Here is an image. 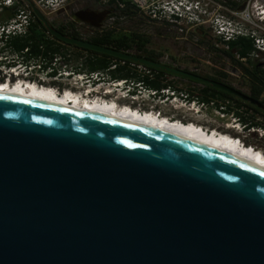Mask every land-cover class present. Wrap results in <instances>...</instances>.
I'll use <instances>...</instances> for the list:
<instances>
[{"label": "water", "instance_id": "1", "mask_svg": "<svg viewBox=\"0 0 264 264\" xmlns=\"http://www.w3.org/2000/svg\"><path fill=\"white\" fill-rule=\"evenodd\" d=\"M61 38L264 109L225 84ZM0 264H264V170L151 129L0 94Z\"/></svg>", "mask_w": 264, "mask_h": 264}, {"label": "built area", "instance_id": "2", "mask_svg": "<svg viewBox=\"0 0 264 264\" xmlns=\"http://www.w3.org/2000/svg\"><path fill=\"white\" fill-rule=\"evenodd\" d=\"M69 0H0V71L4 73V78L0 82L13 83H31L36 87L56 93L63 97L66 95L79 93L73 88H79L82 82L97 79L100 76L107 78L105 84L90 85L85 88V97L91 90L97 91L103 86L102 94L107 91H119V95H114L111 99L105 96L88 97L91 102L113 103V98L122 97L129 103L118 104L121 110H130L139 114L153 113L156 117H163L171 121L178 122L183 126L193 125L197 129H203L206 133L213 134L214 131L219 136L220 132L228 129V124H220L215 119H210L209 123L213 128L208 129L203 124L198 123V119L204 111L211 109L221 117L231 116L234 128L239 130H251L264 136V124L252 125L248 129L244 128L238 118L233 115V111H244V107L238 106L230 100L218 101L211 99L204 102L199 99V94L194 90L183 89L173 83H167L164 76L160 78L162 83L166 84L161 89L148 88L144 81L134 78H110L109 71L115 70L118 63L123 65L125 61H114L106 72L86 73L85 57L84 62L72 64L74 49L60 48L54 53H48L47 56H33L30 48L26 47L20 52L13 51L10 41L13 37L26 36L29 27L35 22L37 15L34 10L52 12L59 10ZM140 13H144L154 21L166 22L181 30L189 27H206L210 30L212 36L216 39V46L220 45L223 50H228L230 42L239 38H248L252 43V50L245 56L234 53L236 60L247 65L250 61L258 62L264 66V0H244L242 8H233L227 6L219 0H128ZM225 9L226 12H222ZM84 51V50H82ZM86 52V51H84ZM128 67L136 77H147L149 80L155 79L157 71L149 68L146 64L139 61H131ZM19 71V72H18ZM20 75H17V74ZM2 77V75L0 76ZM59 87H62L59 90ZM199 92V91H198ZM142 94V95H141ZM264 100V91L262 97ZM145 100L146 102L143 104ZM173 103V107H185V114H175L164 111L162 108L156 109L155 105L148 103L165 102ZM114 101V100H113ZM135 104V107H132ZM231 109V112H225V109ZM184 110V111H185ZM189 114V115H188ZM250 116V115H249ZM189 118V120H188ZM257 123L252 121L249 123ZM221 128V129H220ZM233 128V127H232ZM224 129V130H223ZM234 139V138H233ZM236 141L243 146L245 143L239 137ZM249 148L260 149L263 147L248 145Z\"/></svg>", "mask_w": 264, "mask_h": 264}, {"label": "rangeland", "instance_id": "3", "mask_svg": "<svg viewBox=\"0 0 264 264\" xmlns=\"http://www.w3.org/2000/svg\"><path fill=\"white\" fill-rule=\"evenodd\" d=\"M219 1L229 4L235 3L237 4V9L242 8L244 2V0ZM72 7L73 6L70 4L69 0L68 4L64 5L59 10L52 12L46 10L45 12H41V14L50 25L62 27L68 30L70 27L69 21L71 19ZM222 12H226V10L223 9ZM119 26L137 33L146 41L144 47L145 52L142 51L137 53L138 55L142 56L147 54L157 62H161L170 67L178 68L190 73H196L197 75L203 77H217L221 82H223L222 84L230 85L232 88L245 95L249 94L247 79L243 77L241 68L235 64L229 56L222 52L223 48H220V45L216 46V39L206 27H189L181 30L180 28L172 26L166 22L151 21L150 17L144 13H137L131 19H123ZM44 36L51 37L49 33H44ZM62 48L75 50L72 64L81 62V60L84 62L85 57H88L89 55L88 52H84L72 46L62 45ZM130 52H135V50L132 48L130 49ZM112 61V63H115V60ZM17 75L20 74L18 73ZM163 76L164 79L167 80V83H173L183 89L194 90L197 93H201V89L203 88L200 83L190 81L185 77H179L171 74H163ZM114 94L116 93L111 90V95ZM261 97L262 94L260 95V98ZM121 99L122 97H120V100ZM216 99L218 101H224L220 98ZM230 101L236 103V101ZM145 102L146 101L143 100L141 103L144 104ZM148 103L154 104L156 109L162 108L164 111H169L178 115L187 113L185 107L175 108L173 107V103H170L168 100L165 102L148 101ZM240 106L245 108L244 111L246 110V106ZM246 112L249 113L248 115L251 116L252 121L264 124V116L253 113L251 110H246ZM201 114L202 115H200L201 117L198 119V123L203 124L206 128H213V125L211 126L208 123L210 119H215L220 124H228V129H223L225 131L224 133L233 138L239 137L240 140L245 143L244 146L255 145L259 148H264V136H259L258 133L251 130H239L234 128L235 123L231 119V116L221 117L214 113L211 109H208ZM257 150L261 151L260 149Z\"/></svg>", "mask_w": 264, "mask_h": 264}, {"label": "trees", "instance_id": "4", "mask_svg": "<svg viewBox=\"0 0 264 264\" xmlns=\"http://www.w3.org/2000/svg\"><path fill=\"white\" fill-rule=\"evenodd\" d=\"M225 4L233 8H236L237 6V4L235 3H230V4L225 3ZM124 14L128 17H133L136 15V12L132 10L129 4H127V6L124 8ZM39 26H40V21L38 17H36L35 22L29 27V31L26 36L13 37L10 43L13 51L20 52L24 48L29 47L30 52L33 56H39L40 54L47 56L48 53H54L58 51L60 48H62V45L57 42V39L54 36L51 37L44 36V33L48 32V29L46 28L42 20H41V28ZM92 42L96 45H100L107 48H110L109 46L113 45L116 47V49L114 50L117 52L119 51V48H136L141 52L142 51L145 52L144 47L146 41L142 39L140 35H138L135 32L113 33L110 31L106 34H101L96 36L92 40ZM75 47L81 48L82 50L89 53L88 57L85 60L86 67L89 70H93V71L105 70L108 69L110 65H112L113 62L112 60H116L117 62L124 60L125 64L121 65L118 63L115 70L109 71L110 78H126V79L134 78L135 80H142L144 81V83L148 88L157 89V90L166 86V84L162 83L160 78L162 77L163 74H170V73L163 69H159V68L155 69L152 68L150 65H147L149 68L157 71L156 78L149 80L147 77H136L134 76L131 69L128 67V63L133 61L134 59L119 58L113 55H109L107 53H102L99 51L86 49L79 46H75ZM251 50H252L251 40L248 38H239L235 41L230 42L229 49L222 50V52L227 56H229L232 59V61L241 68L243 77L247 79V83L249 87L248 96L252 99L259 100L264 104V100L260 99V95L264 91V67L260 65L258 62H252V61H250L247 65H244L240 61L236 60L234 57L235 52L239 53L240 56H245ZM123 54L138 60L154 61V59L151 56H148L147 54H144L142 56L138 54L136 55H129L126 53ZM204 77L219 83H223L217 77H212V76H204ZM200 84L203 86V88L201 89V93L199 94L200 100L204 102H208L211 99H216V98H220L223 100H233L236 101V104L238 106L244 105L246 106L247 110H251L253 113H257L264 116L263 109L257 108L256 106L250 104L249 102L243 101L242 99L236 97L235 95H232L226 91L215 88L210 84H203V83ZM225 112H231V109L229 108L225 109ZM233 115H235L238 118V120L241 121L245 129H248L252 125L259 124L254 122L249 123L251 116L244 114L243 111L241 112L239 110H235L233 111Z\"/></svg>", "mask_w": 264, "mask_h": 264}, {"label": "bare ground", "instance_id": "5", "mask_svg": "<svg viewBox=\"0 0 264 264\" xmlns=\"http://www.w3.org/2000/svg\"><path fill=\"white\" fill-rule=\"evenodd\" d=\"M0 94L31 99L48 105L107 117L122 123L151 129L165 135L188 140L264 170V153L255 148L251 149L248 146L235 144L232 141L233 137H230L228 134L223 132L218 136L214 131L213 134L209 135L208 132L206 133L203 129H197L193 125L183 126L178 122L171 123V121L163 117H156L150 112L142 115L126 109L121 110V107L119 108L117 104L120 96L110 100L113 103L108 106L107 104L89 101L88 97H85L84 92L81 94L70 93L61 97L56 93L41 89L31 83H13V81L0 82ZM101 95H111V90ZM111 96L113 97L114 95Z\"/></svg>", "mask_w": 264, "mask_h": 264}, {"label": "flooded vegetation", "instance_id": "6", "mask_svg": "<svg viewBox=\"0 0 264 264\" xmlns=\"http://www.w3.org/2000/svg\"><path fill=\"white\" fill-rule=\"evenodd\" d=\"M66 4H68V1L64 5H66ZM70 4H72V6H73L72 11H71V19L69 21V24H70L69 29L70 30L64 29L62 27H56V26L50 25L48 22H47V24L49 25V27L52 30L58 32L61 37H64L67 39L84 40V41H87V42L92 43V44H94L92 42V40L96 36L101 35V34H106L110 31L113 33H117V32H119V33H130V32H133V31L127 30L125 28H121L119 26L122 23L123 19H131L132 18V17H128L124 14V8L127 6V4H129L131 6L132 10H134L136 12V14L137 13L141 14L138 11V9H136V7L133 4H131L128 0H70ZM83 12H86L87 14L83 13ZM84 18H86L87 21H84L83 20ZM98 18H100V20ZM39 21H40L39 27L41 28V19H39ZM151 21H154V20L151 19ZM94 24H97L98 26L96 27V26H94ZM44 25L48 29V27L45 23H44ZM47 33H49L51 36H54L57 39V42L60 43L61 45L72 46L74 48H77V47H75L77 45H74V44L68 42L67 40H63L61 37H57L56 35H54L50 31V29H48ZM109 47H110L109 49H111V48L113 50L116 49V47L113 45H110ZM77 49L82 50L81 48H77ZM130 49H132V48H119L118 52L126 53L129 55H136L137 53L141 52L140 50H137L136 48H133L136 53L130 52ZM145 61L150 62V63H157V64L168 66L166 64H163L161 62H157L155 60L154 61L145 60ZM150 66L152 68H155V69L157 68V67H154L152 65H150ZM168 67H170V66H168ZM171 68H173V67H171ZM175 69H178V68H175ZM106 71H107V69L95 70V71L89 70L87 67L85 69L86 73H91V72H103L104 73ZM170 74L176 75L179 77H183V76H180L178 74H173V73H170ZM1 75H2V77H0V81H2L4 78L3 77L4 73L0 71V76ZM204 78H206V77H204ZM14 79H15V77H12L11 82L14 81ZM186 79H188V78H186ZM105 80H106L105 77L100 76L97 79H92L88 82H86V81L82 82V85L80 86V88L74 87L73 90H77V92L83 93L85 91V88H87V86L90 85L91 87H93L96 84H102V83L105 84ZM198 83H200V82H198ZM61 89H62V87H59V90H61ZM102 90H103V86H100V88L96 92L91 91L88 94V97L102 96L101 95ZM104 96L107 99L112 98L111 95H104ZM117 103L118 104H125V103H129V102L126 100H119ZM135 106H136L135 104H132V107H135Z\"/></svg>", "mask_w": 264, "mask_h": 264}, {"label": "clouds", "instance_id": "7", "mask_svg": "<svg viewBox=\"0 0 264 264\" xmlns=\"http://www.w3.org/2000/svg\"><path fill=\"white\" fill-rule=\"evenodd\" d=\"M19 72V71H18ZM86 83V82H85ZM116 94H114V95H119V91L117 92V91H115V90H113ZM77 94V93H76ZM78 94H81L80 92L78 93ZM105 104H107L108 106L109 105H112V103L110 102V103H105ZM211 135V134H210ZM232 141L235 143V144H237V145H239L240 143H239V141H236L235 139H232Z\"/></svg>", "mask_w": 264, "mask_h": 264}]
</instances>
